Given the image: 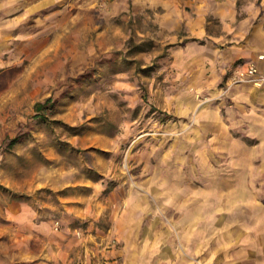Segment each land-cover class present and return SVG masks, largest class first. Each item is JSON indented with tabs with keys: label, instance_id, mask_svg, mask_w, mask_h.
<instances>
[{
	"label": "rangeland",
	"instance_id": "374dc122",
	"mask_svg": "<svg viewBox=\"0 0 264 264\" xmlns=\"http://www.w3.org/2000/svg\"><path fill=\"white\" fill-rule=\"evenodd\" d=\"M261 1L0 0V264L142 262L128 191L197 173V125L244 82L225 45Z\"/></svg>",
	"mask_w": 264,
	"mask_h": 264
},
{
	"label": "crops",
	"instance_id": "0c3cea01",
	"mask_svg": "<svg viewBox=\"0 0 264 264\" xmlns=\"http://www.w3.org/2000/svg\"><path fill=\"white\" fill-rule=\"evenodd\" d=\"M262 26L264 0L228 39L226 69L254 63L264 71ZM197 131L210 136L194 157L197 173L182 158L187 171L177 170L173 178L166 172L151 175L143 193L128 191V238L143 221L140 264H192L189 256L207 264H264V82L233 84Z\"/></svg>",
	"mask_w": 264,
	"mask_h": 264
},
{
	"label": "built area",
	"instance_id": "2783aa9c",
	"mask_svg": "<svg viewBox=\"0 0 264 264\" xmlns=\"http://www.w3.org/2000/svg\"><path fill=\"white\" fill-rule=\"evenodd\" d=\"M237 81L264 82V71H260L254 63H248L235 71Z\"/></svg>",
	"mask_w": 264,
	"mask_h": 264
},
{
	"label": "trees",
	"instance_id": "16d2710c",
	"mask_svg": "<svg viewBox=\"0 0 264 264\" xmlns=\"http://www.w3.org/2000/svg\"><path fill=\"white\" fill-rule=\"evenodd\" d=\"M49 97H47L43 102H42V104H44L46 101H49ZM43 117V116H42ZM13 141H16V138H13Z\"/></svg>",
	"mask_w": 264,
	"mask_h": 264
}]
</instances>
